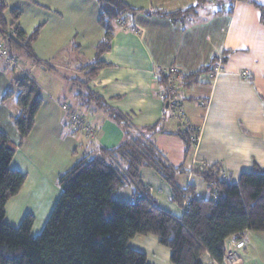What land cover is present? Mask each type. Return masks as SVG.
<instances>
[{
  "label": "crops",
  "instance_id": "0c3cea01",
  "mask_svg": "<svg viewBox=\"0 0 264 264\" xmlns=\"http://www.w3.org/2000/svg\"><path fill=\"white\" fill-rule=\"evenodd\" d=\"M121 1L140 12L112 24L109 49L99 56L102 66L90 79L87 71L104 37L97 22L98 4L94 0L41 1L44 21L33 50L40 64L52 70L18 56L22 71L38 86L42 98L33 129L22 144L11 121L17 113L15 97L1 102L17 71L0 61V133L17 146L10 169L25 176L19 193L5 205V223L18 228L31 215L32 237L40 235L61 195L58 175L73 165L76 156L99 148L109 150L125 139L122 127L102 104L87 103L86 89L136 130L155 127L151 142L171 166L185 169L176 182L180 187L194 186L196 198L210 197L192 173L202 165H216L222 177L232 182L242 172L264 174V0H204L193 14L177 21L144 12L183 11L197 0ZM18 25L29 34L20 21ZM84 43L93 51L91 61L84 59ZM218 63L221 71L213 82L206 73L196 84L179 85L185 116L181 124L161 98V77L170 68L185 77ZM243 71L248 78L241 77ZM62 103L95 119V140L70 127L60 110ZM186 129L194 132L195 143L184 156L179 134ZM139 176L157 207L182 217L186 204L179 208L170 201L169 186L157 174L141 168ZM120 191L121 196L114 199L130 202L132 189ZM128 246L144 254L147 264H171L170 251L152 235L136 236ZM230 249H236L242 264H264V233L247 231L240 240L228 238L225 250ZM201 261L215 264L207 254Z\"/></svg>",
  "mask_w": 264,
  "mask_h": 264
},
{
  "label": "trees",
  "instance_id": "16d2710c",
  "mask_svg": "<svg viewBox=\"0 0 264 264\" xmlns=\"http://www.w3.org/2000/svg\"><path fill=\"white\" fill-rule=\"evenodd\" d=\"M94 1L99 7L97 22L104 37L96 46V61L87 71L88 79L95 77L102 66L98 58L109 49L112 24L140 12L121 0ZM203 1L197 0L194 7L174 13H144L177 21L193 14ZM20 17L19 10L8 9L0 0V38L15 55L41 65L33 44L42 26L26 34L18 25ZM261 22L264 24V17ZM209 71L210 66L182 77L180 85L196 84ZM83 85L86 87L87 82ZM85 96L88 104L90 101L102 104L106 114L122 127L125 139L109 150L99 148L77 155L73 165L58 175L56 183L61 195L36 237L31 236L34 221L31 215H26L18 228L5 223V205L19 193L25 176L10 169L17 146L0 133V264H147L145 255L131 249L128 243L136 236L148 235L156 237L170 251L171 264H202L205 254L215 264H223L228 238L240 240L247 231L264 233L263 173L242 172L232 182L222 177L216 165H202L192 173L206 186L210 197L196 198L194 186L180 187L176 182L177 175L184 174L185 169L171 166L151 142L155 127L136 130L87 89ZM12 97L17 113L11 121L22 144L30 135L41 107V91L28 75L20 72L11 80L1 102ZM193 134L188 129L179 134L184 156L195 143ZM141 168L152 170L169 186L174 205L182 208L186 204L181 218L157 207L149 188L141 181ZM126 186L132 187L130 202L115 201L113 196Z\"/></svg>",
  "mask_w": 264,
  "mask_h": 264
},
{
  "label": "built area",
  "instance_id": "2783aa9c",
  "mask_svg": "<svg viewBox=\"0 0 264 264\" xmlns=\"http://www.w3.org/2000/svg\"><path fill=\"white\" fill-rule=\"evenodd\" d=\"M0 61L12 70H17V63L19 62L18 57L9 51L5 42L0 38ZM221 67L218 63L213 66L210 72L206 74L208 80L213 82L216 76L220 73ZM242 78H248L247 72L241 73ZM163 89L161 98L169 109L171 116L177 118L181 124L185 122L184 111L182 108V98L178 93L179 85L181 84L182 77L176 71L175 68H170L163 77ZM60 110L63 112L67 119L70 127L77 132L82 133L86 139L95 140L98 131V126L95 119L85 114H81L77 111L72 110L67 103L59 105ZM223 264H242L236 249L225 250L223 257Z\"/></svg>",
  "mask_w": 264,
  "mask_h": 264
},
{
  "label": "rangeland",
  "instance_id": "374dc122",
  "mask_svg": "<svg viewBox=\"0 0 264 264\" xmlns=\"http://www.w3.org/2000/svg\"><path fill=\"white\" fill-rule=\"evenodd\" d=\"M1 1L7 6L8 9H17L21 12V17H20L21 20H19V21H20V24L23 26V28H25L26 30L28 29V31H29L28 33H31V31L35 28V26H32L33 23H35V25L38 27V26H41L40 24H42L44 21L43 20L44 19L43 18L44 12L42 10L43 7L41 4L42 0H1ZM7 20L10 21V17L8 14H7ZM35 20H37V21L39 20V21L37 22ZM36 23H38V24H36ZM82 45H83L82 50H83L84 57H85L84 59L85 60L88 59L89 61H91L93 51L89 50L90 44L84 43ZM70 51H71V56L74 57V53H73L72 49H69V52ZM17 68L18 69L15 70V71H17V74L22 72V69L20 67L19 62L17 63ZM127 188L132 189L131 186H126L125 188H123V190H126ZM123 190H121V191H123ZM118 192L115 194L116 197L121 196V193H118ZM115 196H113V199Z\"/></svg>",
  "mask_w": 264,
  "mask_h": 264
},
{
  "label": "clouds",
  "instance_id": "9594fccd",
  "mask_svg": "<svg viewBox=\"0 0 264 264\" xmlns=\"http://www.w3.org/2000/svg\"><path fill=\"white\" fill-rule=\"evenodd\" d=\"M23 72V71H22ZM25 73V72H24ZM26 74V73H25ZM27 75V74H26Z\"/></svg>",
  "mask_w": 264,
  "mask_h": 264
}]
</instances>
